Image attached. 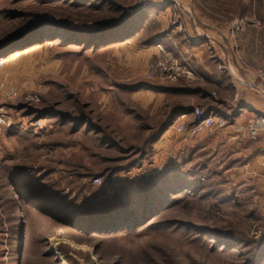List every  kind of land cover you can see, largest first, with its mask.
Instances as JSON below:
<instances>
[{"label": "rangeland", "instance_id": "rangeland-1", "mask_svg": "<svg viewBox=\"0 0 264 264\" xmlns=\"http://www.w3.org/2000/svg\"><path fill=\"white\" fill-rule=\"evenodd\" d=\"M262 67L264 0H0V264H254Z\"/></svg>", "mask_w": 264, "mask_h": 264}, {"label": "built area", "instance_id": "built-area-1", "mask_svg": "<svg viewBox=\"0 0 264 264\" xmlns=\"http://www.w3.org/2000/svg\"><path fill=\"white\" fill-rule=\"evenodd\" d=\"M238 22L239 21L232 22V26L235 25V28H237ZM180 66L182 65L180 64ZM180 66L170 56H166V58H164L162 61H156V63L152 65L150 73L152 76H168L170 78L172 76L175 77L179 72L193 76L192 69H190L189 66ZM258 74L264 78V67L259 69ZM191 114L196 121L197 125L195 124L194 126L196 129L200 128L201 126H208L213 122L211 115L208 114L204 116L203 112L198 107H195L191 111ZM202 116H204V118ZM5 124L6 119L3 114L0 113V127ZM176 126L178 130H183V126L181 124L178 123ZM262 134H264V111L249 115L247 124L238 126L236 128V135L241 138H246L249 141H255Z\"/></svg>", "mask_w": 264, "mask_h": 264}, {"label": "crops", "instance_id": "crops-1", "mask_svg": "<svg viewBox=\"0 0 264 264\" xmlns=\"http://www.w3.org/2000/svg\"><path fill=\"white\" fill-rule=\"evenodd\" d=\"M161 5H164V4H161ZM195 40V39H194ZM197 42V40H195ZM194 42V41H193ZM195 42V43H196ZM193 44V43H192ZM193 50H196V49H193ZM193 54V53H192ZM233 85V88L234 89H237V86H235L234 84ZM237 106L239 108V112H241V114L243 115H251V114H254V113H261L264 111V100L262 99V96L260 95V97L258 95H255L254 98H252L250 101L248 102H241V101H238L237 103ZM249 111H253L251 114L249 113ZM184 114V113H182ZM235 111L231 114L232 117H235ZM185 118V116L183 117ZM225 139V138H224ZM230 139V136L226 139V140H229ZM252 142L251 144L249 143L248 144V147L251 146V150L249 152H252L253 154L255 152H258V151H263V147H264V134L260 135L259 139L257 141H250ZM231 144H236V145H241V143H239L238 141L236 142L235 140L229 142ZM246 147V146H245ZM5 260V259H4ZM1 262V261H0Z\"/></svg>", "mask_w": 264, "mask_h": 264}, {"label": "trees", "instance_id": "trees-1", "mask_svg": "<svg viewBox=\"0 0 264 264\" xmlns=\"http://www.w3.org/2000/svg\"><path fill=\"white\" fill-rule=\"evenodd\" d=\"M154 208L153 207H151V208H149V209H147V211H152ZM117 213H120L119 211H117L115 214H117ZM111 215H114V214H111ZM120 217H122V216H120L119 214L118 215H114V216H112V217H110L109 219H107V220H102V221H104L103 223L102 222H100L101 224H107V223H112V222H116V220L117 219H119ZM90 218V217H89ZM94 218L95 217H92V218H90V219H88V221H94ZM67 222L70 224V226L72 227V228H75V229H83V227L81 226V225H79L78 226V224H77V221H75V219H73L72 221H68L67 220ZM88 223V222H87ZM89 225H91V224H88V225H84V226H89ZM85 228V227H84ZM227 244V243H226ZM264 251V241H262V243H260L257 247H255V250L252 252V257L250 258L251 259V262H253L254 264L259 260V258H260V255H261V253Z\"/></svg>", "mask_w": 264, "mask_h": 264}, {"label": "bare ground", "instance_id": "bare-ground-1", "mask_svg": "<svg viewBox=\"0 0 264 264\" xmlns=\"http://www.w3.org/2000/svg\"><path fill=\"white\" fill-rule=\"evenodd\" d=\"M16 53H18V52H15L14 54H16ZM16 55H17V54H16ZM182 116H185V117H186V116H187V114H183ZM180 118H181V116H180Z\"/></svg>", "mask_w": 264, "mask_h": 264}]
</instances>
